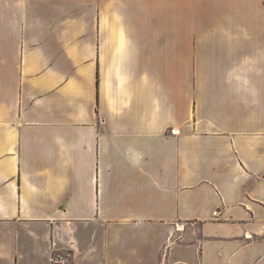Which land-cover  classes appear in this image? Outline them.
<instances>
[{
	"label": "crops",
	"instance_id": "obj_1",
	"mask_svg": "<svg viewBox=\"0 0 264 264\" xmlns=\"http://www.w3.org/2000/svg\"><path fill=\"white\" fill-rule=\"evenodd\" d=\"M65 249L264 264V0H0V264Z\"/></svg>",
	"mask_w": 264,
	"mask_h": 264
},
{
	"label": "built area",
	"instance_id": "obj_2",
	"mask_svg": "<svg viewBox=\"0 0 264 264\" xmlns=\"http://www.w3.org/2000/svg\"><path fill=\"white\" fill-rule=\"evenodd\" d=\"M72 259L73 251L71 249L60 250L52 256V262L54 264H70Z\"/></svg>",
	"mask_w": 264,
	"mask_h": 264
},
{
	"label": "trees",
	"instance_id": "obj_3",
	"mask_svg": "<svg viewBox=\"0 0 264 264\" xmlns=\"http://www.w3.org/2000/svg\"><path fill=\"white\" fill-rule=\"evenodd\" d=\"M98 84H99V79H98Z\"/></svg>",
	"mask_w": 264,
	"mask_h": 264
}]
</instances>
